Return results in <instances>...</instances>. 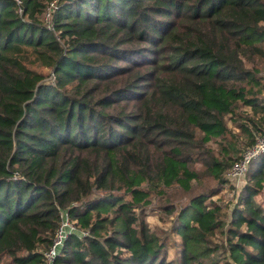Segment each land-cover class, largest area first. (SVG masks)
Listing matches in <instances>:
<instances>
[{
  "label": "trees",
  "instance_id": "16d2710c",
  "mask_svg": "<svg viewBox=\"0 0 264 264\" xmlns=\"http://www.w3.org/2000/svg\"><path fill=\"white\" fill-rule=\"evenodd\" d=\"M51 1L0 0V264H44L63 212L56 264H264V152L228 221L205 203L227 121L264 132V0ZM209 182L163 205L169 257L150 194Z\"/></svg>",
  "mask_w": 264,
  "mask_h": 264
},
{
  "label": "rangeland",
  "instance_id": "374dc122",
  "mask_svg": "<svg viewBox=\"0 0 264 264\" xmlns=\"http://www.w3.org/2000/svg\"><path fill=\"white\" fill-rule=\"evenodd\" d=\"M29 65L44 74H51L50 70L45 67H41L36 63H29ZM257 68L260 69L259 73L264 77V63L256 62ZM244 109L236 110L238 113H244ZM247 112H250L249 108H245ZM245 116L243 115L240 119V122L244 121ZM247 122V121H246ZM230 129L233 131L232 134H229L226 138V141H222L220 144L217 142L209 143L210 147L213 149V153L219 158V160L224 162H233L234 160H238L240 156L244 153L245 149L249 147L255 138L256 132H253V135L248 131L239 130L235 127L234 123L231 120L227 121ZM251 129V127H249ZM253 129H251V132ZM231 160V161H229ZM230 169V168H229ZM229 171V170H228ZM226 179L229 184H226L224 187L220 188L218 192H216L213 196H209L205 203L210 206L216 205L219 208L218 215L220 218L228 221L230 217L231 208L236 204L238 193L242 187V183L244 184L246 181V177L241 180H230L228 178V172L226 175ZM205 178L202 179V182H205ZM216 186L215 182H209L204 185H194L189 190H183L180 187L173 186L171 188L166 189L163 193H154L149 196V204L146 207V217L145 221L149 224L152 229H155L161 236L168 234L169 241V249L168 256L173 257L175 254L176 247V239L170 232L171 227V219L174 214L166 213L162 209L163 205L170 204L176 207V209H180L185 205L190 203V198L196 194H204L208 193L213 187ZM210 195V194H209ZM261 202L264 204V194L260 197ZM63 219H68L65 212L62 213ZM65 221V220H64ZM70 222V221H69ZM72 223V222H70ZM73 224V223H72ZM74 229V228H73ZM72 232H78L83 236V231H80L76 226ZM224 237L221 229H219L213 238V241L216 243H220Z\"/></svg>",
  "mask_w": 264,
  "mask_h": 264
},
{
  "label": "built area",
  "instance_id": "2783aa9c",
  "mask_svg": "<svg viewBox=\"0 0 264 264\" xmlns=\"http://www.w3.org/2000/svg\"><path fill=\"white\" fill-rule=\"evenodd\" d=\"M56 1L53 0L49 3L45 17L48 18L50 14L56 9ZM264 152V132L256 135L254 142L245 149L244 153L236 160L228 171V178L230 180H241L246 176L249 165L253 158H255L260 153ZM62 222L55 233V236L52 240L50 247L43 252V261L44 264H56L55 259L60 252V248L63 246L65 239L68 234L75 229V225L70 223L68 219H63ZM65 220V221H64ZM74 228V229H73ZM86 232H83V235H86Z\"/></svg>",
  "mask_w": 264,
  "mask_h": 264
},
{
  "label": "crops",
  "instance_id": "0c3cea01",
  "mask_svg": "<svg viewBox=\"0 0 264 264\" xmlns=\"http://www.w3.org/2000/svg\"><path fill=\"white\" fill-rule=\"evenodd\" d=\"M242 185H243V183H242Z\"/></svg>",
  "mask_w": 264,
  "mask_h": 264
}]
</instances>
